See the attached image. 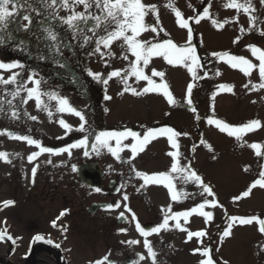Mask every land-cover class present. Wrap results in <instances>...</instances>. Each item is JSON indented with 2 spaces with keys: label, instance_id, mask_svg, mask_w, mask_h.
I'll list each match as a JSON object with an SVG mask.
<instances>
[{
  "label": "rangeland",
  "instance_id": "374dc122",
  "mask_svg": "<svg viewBox=\"0 0 264 264\" xmlns=\"http://www.w3.org/2000/svg\"><path fill=\"white\" fill-rule=\"evenodd\" d=\"M142 2L155 5L157 12H149L144 17L143 23L149 27L138 39L150 43L170 39L178 46L195 48L199 57L200 66L190 65L195 78L183 64L169 65L163 57H152L144 67L150 77L153 69L165 73L163 81L174 97L172 104L158 92L139 96L124 92L121 77L103 83L114 70L130 71L135 57L122 46V41L114 42L110 49L101 46V52L96 51V40L105 34L103 24L94 33L92 19L81 22L78 28L64 22L74 12L102 15L95 4L87 11L84 5L74 4L73 0H68L67 6L64 0H55V3L53 0H14L9 4L13 15L0 23V63L18 66L0 69V152L6 153L10 161L0 159V231H6L13 238L14 253L6 256L7 243L0 241V264L7 261L32 264L31 258H21L27 241L36 233L55 238L62 236L53 228L52 223L57 219H61L60 226L64 221L68 223L63 237L71 264H95L105 256L111 264H123L127 259H131L130 264H153L144 246L145 240L156 253L155 264H200L205 257L194 250L204 248L211 250L215 264H264V233L259 231L258 222L241 225L230 220L233 216L264 219V188L257 186L249 196L242 195L264 171V155L258 156L250 147L253 143L264 145V88L259 87L264 81L258 68L245 75L240 68H232L226 57L212 55L228 53L258 65L249 46L264 50V3L237 0L241 4L250 3V11L245 13L243 9L226 8L228 0ZM169 4L188 21L192 30L190 45L188 29L177 24ZM209 4L212 19L221 23L227 21L222 28L214 26L209 18L199 23L189 19L201 14ZM25 16L29 20H25ZM153 26L157 32L151 31ZM108 27L111 30L115 25ZM109 52L112 55H108ZM90 72L101 75L95 78ZM12 77L15 78L10 83H3ZM152 79L161 82L159 77ZM127 83L137 91L148 86L147 81H137L135 77H129ZM189 84L193 85L190 94ZM220 85H230L232 91L220 89ZM31 89L40 94L39 106L35 94L31 98L28 95ZM105 95L111 99L106 100ZM59 99H67L72 108L82 113L84 121L69 111L60 112ZM209 119L221 120L230 126L259 120L262 126L238 140L220 131L215 124H209ZM60 120L71 130L63 127ZM82 123L84 128L80 130ZM165 128L181 134L175 138L179 145L178 167L187 166L196 172L213 195L204 192L198 182H185L180 178L187 173L171 172L173 157L168 153L176 149L171 147L167 135L151 139L135 158L129 148H123L117 158L107 146L101 147L96 141L100 132L131 129L142 138L149 129ZM16 136H27L53 150H68L44 152L29 162V155L39 152V148L15 139ZM82 140L84 144L69 148ZM109 143L115 147L114 139ZM122 143L130 145L134 141L129 137ZM260 151L264 152V148ZM84 160L97 161L105 178L116 181L118 190L110 189L104 195L82 188L73 166ZM33 167L37 169L34 178ZM136 172L149 176L169 174L174 178L177 199L171 198L165 184L145 183ZM56 187L58 192L55 190L53 194L47 190ZM125 195L127 200L123 199ZM212 200L217 201V206L205 207L204 211L211 212L213 217L207 223L198 213L189 216L187 222L183 216L175 217L176 213ZM6 201H14V204L4 207ZM93 202H119L121 206L93 216L81 211ZM66 206L70 217L67 210L62 209ZM61 212L66 214L63 220ZM121 212L126 220L118 224L116 220ZM165 217H169V225L159 233L145 237L136 228L137 222L140 225L151 222L153 228L157 227ZM177 222L185 231L175 227ZM229 224H232L231 234L221 239ZM188 231H205L207 235L188 240ZM132 240L138 243H127ZM45 246L44 242L34 245L39 264H50L42 250ZM141 255L145 257L143 260Z\"/></svg>",
  "mask_w": 264,
  "mask_h": 264
},
{
  "label": "snow or ice",
  "instance_id": "6c2138e0",
  "mask_svg": "<svg viewBox=\"0 0 264 264\" xmlns=\"http://www.w3.org/2000/svg\"><path fill=\"white\" fill-rule=\"evenodd\" d=\"M14 3V0H0V23L5 22L9 17L13 15V12L9 10V4ZM53 3H55V0H53ZM74 4H82L85 7V10L87 11L88 8H90L93 4L99 9H101L102 15L100 16H89L85 15V13H73L72 15L68 16L67 19L64 21L69 27L71 28H78L79 24L81 22H87L88 19H92L95 21V24L93 26L92 31L95 33L96 28L101 27V25H104V35H101L96 40V51L101 52V46L104 49H110L112 44L116 41H122V46H126L127 50L132 54V56L135 57V60L130 65V71L125 70H114L111 73L108 74V78L103 80L104 84L108 83L109 79H112L113 77H121L125 87L124 92H129L133 95L139 96L142 94H146L149 92H158L164 95L169 104L174 103V97L172 96L168 85L163 81V77L165 76V73L162 71H157L155 69L152 70L151 77L145 74L144 67H146L150 59L152 57H163V59L169 64V65H179L183 64L185 67L188 68L189 72H193L194 78L195 73L194 69L190 65L200 66L199 65V57L196 54L195 48L190 46H178L175 44L172 40H165L160 43H150L148 41H142L138 39L140 34L143 31H147L149 26H146L143 23L144 17L149 13H156L157 9L155 5H146L142 2V0H73ZM261 3H264V0H261ZM64 4L67 6L68 0H64ZM169 7H172L175 16L177 17V24L181 28L188 29V44L190 45L191 38H192V30L189 26V23L187 20H185L182 16V13L174 8L171 4L168 5ZM226 8H233L239 11L240 9H243L245 13H248L250 11V3L249 4H241L238 3L237 0H228V3L224 5ZM211 5L209 4L208 7H205L203 9V12L199 15H197L195 18H189L194 19L195 23H199L201 19L203 18H209L211 19V22L214 26H217L218 28H222L224 26V23H227V21L221 23L218 22L215 19L211 18V14L209 12V8ZM158 17V14H157ZM25 20H29L28 16L24 17ZM115 25L114 28L109 30V25ZM152 32H157L158 29L156 27H151ZM130 33V34H129ZM53 39H55V36H52ZM239 38H237L238 40ZM235 42V41H234ZM250 51L252 55L259 61V64H253L249 59L245 57H237L230 55L228 53H213V56H217L221 59L227 58V62L230 64L232 68H240L241 71L245 73V75H250L251 70L258 68L259 76L261 78V81H264V50L257 48L255 46H249ZM104 53H101L103 55ZM108 55H112L111 52L108 53ZM124 59H127V56H124ZM18 65L15 64H3L0 63V69H11L14 67H17ZM122 72H124V75L122 77ZM219 75V72L216 73ZM89 75H93L95 78H99L101 74H93L89 73ZM129 77H135L137 81L144 80L147 81L146 87H144L142 90L137 91L135 88H132L131 85L127 83V80ZM152 77H159L161 78L160 83H156ZM15 77L10 78V80H4L3 83H10L12 80H14ZM37 84H39V81H36ZM193 85H188V93H191ZM220 89L227 90L229 92L232 91V86L230 85H220ZM245 87L247 88L248 85L246 84ZM260 88H264V82L259 84ZM253 88H256V85H253ZM35 94V98L37 100V105L39 106L40 103V94L37 92L36 89L29 90V97L31 98ZM123 94V93H121ZM105 99H111V97L105 95ZM189 104H191V100L188 101ZM59 111H69L71 113H74L76 116H79L81 121H84V116L82 113L75 108H72L69 104L67 99H59ZM192 111L195 112V108L192 109ZM33 120L36 119V117H32ZM209 124H215L217 128H219L222 132H227L229 136H235L238 140L242 138L243 135L247 134L248 132H252L256 130L257 128L261 127V122L259 120H252L248 122L247 124H244L242 126H230L229 124L221 121V120H214L209 119ZM60 124L71 130L69 125H67L64 120H60ZM84 124L82 123L80 126V130H83ZM158 135H167L168 140L171 144V147L176 149V151L168 153L169 156L173 157V163L171 166V172L172 173H187V175H182L180 178L183 179L185 182L191 180L193 182H198L200 186L203 188V191L208 193L209 195H213L212 189L205 185L202 178L194 171H191L187 166L178 167V156H179V145L176 141V137L181 135L180 133L174 131L171 128H165V129H149L144 136L141 138L140 134L131 130V129H125L121 132H100L96 136L97 143L103 147L107 146L108 151L112 153L113 156H116L119 158L118 153L123 150V148H129L132 153V157L135 158L136 154L139 151H143L144 146L151 140L155 139ZM131 137L134 141V143L130 145H125L122 143L123 140ZM18 140H24L27 141L29 145H35L39 148V152H34L31 155H29L28 160L29 162H32L37 156H39L41 153L48 152L52 153L54 151L57 152H63L67 151L68 149H60V150H53L51 148L42 147L38 141L33 140L27 136H16L14 137ZM115 140V147H113L109 141ZM203 142V141H202ZM85 141H80L79 144L69 145V148L72 147H78L81 144H84ZM210 147V146H209ZM250 147L254 150H256V154L264 155V152H261L260 149L264 148V145H260L258 143H253L250 145ZM70 154V153H69ZM85 155L87 156L88 153L85 152ZM0 159H4L5 162H10L7 158V154L0 152ZM247 170V169H245ZM36 167H33L32 169V175L33 178L36 175ZM73 171H77L76 167L73 166ZM137 176L143 177L145 183L153 182L157 184H165L166 187H168L171 198L173 200L177 199L178 193L174 191V184L173 179L170 177L169 174L166 173H158L153 174L151 176L136 172ZM259 186L260 188H264V171H261L259 173V178L254 180L253 183L249 186V189L245 192H243V197L249 196L251 190L253 188H256ZM97 192L100 191L99 188L96 189ZM124 200H127L128 197L125 195L123 197ZM235 199H240V197H236ZM14 201H6L4 202V207H8L10 205H13ZM120 203L117 202L112 205H108L107 208L109 210L120 208ZM206 206L216 207L217 201H205L204 203H201L197 205L196 207L185 211L183 213H176L175 217L178 218L180 216H183L185 221L187 222L188 217L198 213L199 215L203 216L205 218V222L212 220V213L208 211H204ZM61 216L65 215L64 212H61ZM124 213H120V217L123 218ZM134 220L135 215L133 214L132 217ZM230 220L233 222L238 221L241 225L246 224H252L254 221L258 222L259 224V231L261 233H264V219H260L259 217L253 216L248 218L243 217H230ZM169 225V217H165L162 224H160L157 227L152 228L150 231H146L139 222L136 223L137 230L141 233V235L147 237L151 233H159L161 229H166ZM175 227L177 229H180L181 231H185L181 227V225L177 222ZM231 228L232 224H229L228 228H226L222 234L221 239L224 237H228L231 234ZM120 231H126V229H121ZM207 233L205 231H188L187 232V239L191 240L193 237L202 238L206 236ZM7 238L8 240H12L13 238L10 235H7L6 231H0V241ZM36 239H42V237L37 236ZM51 242V241H49ZM129 244H136L138 241L132 240L127 241ZM144 246L148 250V255L152 257L153 264H155V256L156 253L153 251L150 243L148 240L144 241ZM59 247V245H57ZM195 252H200V254L205 257V259H202L200 261V264H215L212 256H211V250L208 248L204 249H196ZM145 257L143 255L140 256V259L143 260ZM111 264L110 261H108V256H105L102 260H98L95 262V264Z\"/></svg>",
  "mask_w": 264,
  "mask_h": 264
},
{
  "label": "flooded vegetation",
  "instance_id": "af4514ba",
  "mask_svg": "<svg viewBox=\"0 0 264 264\" xmlns=\"http://www.w3.org/2000/svg\"><path fill=\"white\" fill-rule=\"evenodd\" d=\"M93 162L96 161H89V160H84L82 162H80L78 165H76V168H81L78 170V175L81 177V179L79 180L77 177V181L78 184L82 187V188H88L90 190H94L96 191L97 188L100 189L99 192L103 193L104 195H107L110 191V188H108V184L111 180L113 179H106L103 171L101 169V167H99L98 165H90ZM77 176V171L74 172ZM107 187V189L104 190V187ZM32 189V188H31ZM49 193L53 194L54 191L56 190L58 192V187L52 189V188H48L47 189ZM52 200H54L55 198H51ZM43 201H46V198H43ZM70 207L72 206L71 204H69ZM86 208L84 207L83 213L86 212ZM63 210H67L68 216L70 217V209H68V207H63ZM99 212V211H98ZM81 213V212H80ZM63 215L62 220L65 218ZM48 221V220H47ZM31 222V221H30ZM49 222V221H48ZM47 222V225H48ZM61 223V219H57L52 223L53 224V228L60 232V234L62 236L60 237H53V236H44L43 234L40 233H36V235L32 236L29 241H27L26 246L24 247L22 253H21V258L23 257V259H30L32 260V264H39V261L36 258V253L34 251V245H38L41 242L46 243V246L44 248H42V250L44 249V253L47 255L49 263L50 264H71V260L70 257L67 256L69 253L68 249H66L65 246V238L63 237V235L65 233H67V226L68 223L66 221H64L63 225L60 226ZM37 236L42 237V239H36ZM51 241V242H49ZM57 245H59V247H57ZM14 253V249L10 252V253H6V256H11ZM3 264V263H2Z\"/></svg>",
  "mask_w": 264,
  "mask_h": 264
},
{
  "label": "water",
  "instance_id": "95a60500",
  "mask_svg": "<svg viewBox=\"0 0 264 264\" xmlns=\"http://www.w3.org/2000/svg\"><path fill=\"white\" fill-rule=\"evenodd\" d=\"M1 132V130H0ZM90 165H97V163H92ZM81 169V168H77V171ZM79 179H81V177L79 176ZM113 185H115V181H110L108 187L111 188ZM115 188H117V186H115ZM111 205V203H92L89 207H87L86 211L89 215H93L95 214L98 210H108L107 206ZM120 217V216H119ZM125 217L123 218H117V223H124L125 222ZM141 227H143L146 231H150L153 226L152 223H146L143 224ZM124 264H130L131 263V259H127L123 262Z\"/></svg>",
  "mask_w": 264,
  "mask_h": 264
},
{
  "label": "bare ground",
  "instance_id": "6f19581e",
  "mask_svg": "<svg viewBox=\"0 0 264 264\" xmlns=\"http://www.w3.org/2000/svg\"><path fill=\"white\" fill-rule=\"evenodd\" d=\"M5 241L7 242V246H8V252H9V250H10V248H11V246H12V243H11V241L10 240H8L7 238H5ZM7 264H13L12 262H7Z\"/></svg>",
  "mask_w": 264,
  "mask_h": 264
}]
</instances>
